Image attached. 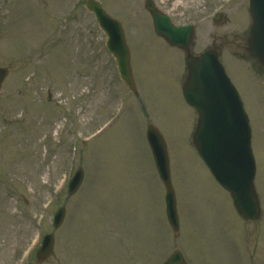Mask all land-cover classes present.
Segmentation results:
<instances>
[{"label": "rangeland", "instance_id": "rangeland-1", "mask_svg": "<svg viewBox=\"0 0 264 264\" xmlns=\"http://www.w3.org/2000/svg\"><path fill=\"white\" fill-rule=\"evenodd\" d=\"M86 1L0 0V67L9 69L0 90V264H161L175 249L190 264H264V71L247 52L250 0L154 1L176 25H195L194 54L219 50L241 96L253 131L257 221L239 216L196 151L185 55L154 33L145 0H99L123 23L138 96ZM215 12L224 15L218 24ZM148 124L168 147L178 234ZM77 169L83 183L69 196ZM59 207L66 217L55 230ZM46 234L55 249L38 262Z\"/></svg>", "mask_w": 264, "mask_h": 264}, {"label": "water", "instance_id": "water-1", "mask_svg": "<svg viewBox=\"0 0 264 264\" xmlns=\"http://www.w3.org/2000/svg\"><path fill=\"white\" fill-rule=\"evenodd\" d=\"M88 7L95 13L101 29L108 37L107 48L117 60L121 78L137 93L131 67V51L121 23L110 17L95 0H90ZM146 8L153 17L156 33L187 54L188 77L183 90L186 102L196 109L199 116L193 135L196 149L219 184L230 193L240 216L245 220H258L262 211L255 188L256 163L251 147L250 120L236 88L226 75L219 54L207 51L194 57L190 52L194 27H175L152 0L147 1ZM250 14L253 23L247 51L264 68V0H251ZM8 73V69L0 68V90ZM147 137L160 178L167 189L168 220L173 230L178 232L179 215L167 145L153 125L148 126ZM83 179L84 172L78 169L69 183L70 196L79 190ZM65 216L66 209H59L55 215V229L63 224ZM54 245V236L47 235L38 252V260L44 261L51 256ZM163 264L188 263L183 253L175 250Z\"/></svg>", "mask_w": 264, "mask_h": 264}, {"label": "flooded vegetation", "instance_id": "flooded-vegetation-1", "mask_svg": "<svg viewBox=\"0 0 264 264\" xmlns=\"http://www.w3.org/2000/svg\"><path fill=\"white\" fill-rule=\"evenodd\" d=\"M77 19H78V17H77ZM74 20H76V19H74ZM77 25H80V24L77 22ZM68 26H69V24H68Z\"/></svg>", "mask_w": 264, "mask_h": 264}]
</instances>
